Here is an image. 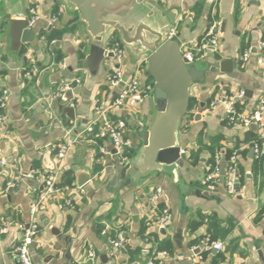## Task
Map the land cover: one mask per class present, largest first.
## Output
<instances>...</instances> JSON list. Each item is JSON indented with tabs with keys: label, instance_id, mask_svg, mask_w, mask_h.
Segmentation results:
<instances>
[{
	"label": "crops",
	"instance_id": "0c3cea01",
	"mask_svg": "<svg viewBox=\"0 0 264 264\" xmlns=\"http://www.w3.org/2000/svg\"><path fill=\"white\" fill-rule=\"evenodd\" d=\"M147 1L159 10L178 12L175 39L181 44L194 47L210 27H219L217 49L205 51L198 63L240 60L231 72H209L204 82L191 87L188 113L179 127L181 151L187 156L179 176L184 189L162 172L119 176L121 164L140 159L143 133L155 111L150 94L142 103L131 100L107 113L109 119L125 121L123 137L130 144L126 160L99 135L96 109L112 102L115 94L107 84L108 73L119 66L126 75L138 72L141 83H153L146 68L142 73L139 67L143 58L132 56L113 34L122 50L121 61L106 58L92 73L85 26L77 23L76 10L63 0H20L12 5L13 12L36 6L39 17L35 40L15 48L9 35L10 13L0 0V96L5 101L0 159L6 160L0 165V227L7 226L0 232V264H18L14 246L20 239L19 224L30 220L38 223L30 247L35 264H91L89 251L96 264H103L100 252L111 231H122L129 248L111 257L108 247L110 261L105 264H264V154L256 155L252 148L257 128L229 123L223 106L207 110L215 97L240 90L251 94L240 100L241 112L253 110L264 97V62H258L259 56L264 58V0ZM53 31L59 37L49 38ZM246 51L249 56L243 61ZM74 79L79 83L73 88L80 91L63 102L60 87ZM63 105L74 108V120L63 113ZM94 120L93 132L86 131ZM60 146L66 148L61 170L74 178L64 187L59 179L56 192L32 216L30 204L50 172L44 169L43 155L50 151L56 167L53 147ZM216 154L221 170L235 157L238 183L232 194L223 172L216 182L206 180ZM79 172L89 176L82 187L75 184ZM164 209L170 223L161 228L158 219ZM213 242H221L223 248L215 249Z\"/></svg>",
	"mask_w": 264,
	"mask_h": 264
},
{
	"label": "water",
	"instance_id": "95a60500",
	"mask_svg": "<svg viewBox=\"0 0 264 264\" xmlns=\"http://www.w3.org/2000/svg\"><path fill=\"white\" fill-rule=\"evenodd\" d=\"M19 1L4 0L5 9L10 13L9 35L15 48L33 42L36 37V32L26 27L29 10L11 11L12 5L19 4ZM63 1L76 10L77 23H83L85 26L89 41L87 66L92 73L98 70L106 58L114 57L107 45L116 33L120 43L126 46L132 56L147 60L146 75L153 81L150 96L154 100L155 111L150 127L143 133L140 159L137 162L121 164L120 178H129L132 172H162L170 175L172 182L184 189L179 176L187 156L181 151L182 137L179 127L188 113L191 87L204 82L209 72H231L240 60L224 58L215 63L189 62L181 53L180 40L168 39L178 12L173 9L159 10L147 0ZM221 29H224V22ZM55 45H58V42ZM79 91L80 87L65 90L62 101H68ZM243 96L250 97V91L244 90ZM62 111L70 120H74V108L63 105ZM250 127L255 128V125ZM50 155V151L43 155L45 171L55 170ZM88 180V174L79 172L75 184L82 187ZM109 246L110 243L107 242L100 252V261L103 264L110 261L106 254ZM128 248L129 245H125L121 251Z\"/></svg>",
	"mask_w": 264,
	"mask_h": 264
},
{
	"label": "built area",
	"instance_id": "2783aa9c",
	"mask_svg": "<svg viewBox=\"0 0 264 264\" xmlns=\"http://www.w3.org/2000/svg\"><path fill=\"white\" fill-rule=\"evenodd\" d=\"M38 10L36 6H32L29 9V15L26 17V27L28 29H33L34 25L38 20ZM176 26H173L168 34V39H175L176 36ZM218 34L219 27H210L204 35L201 37L198 44L194 47L187 44H181V53L184 58L189 62H198L203 59L204 53L207 50L215 51L218 47ZM261 48L264 50V37L260 42ZM114 53V56L120 62L122 58V50L119 48L118 43L113 44V46L108 49ZM249 56V51L244 52L241 60L246 61ZM258 62H264V58L259 56ZM147 60L145 58L141 59L139 67H141L142 73L146 68ZM108 86L115 91L112 102L102 104L98 106L96 111L99 114V120L101 124L100 136L107 137L114 150L115 154L123 160L129 157L130 144L123 137V132L125 129V121L121 118L116 120H111L107 118V113L114 107H121L129 101H134L136 103H142L144 98L148 97L153 89V83H141L138 78V72L134 75H126L124 71L118 66L114 67L111 72L107 75ZM79 83L78 79L70 80L60 87V92L66 89H72L74 85ZM243 91L240 90L230 97L218 96L212 99L208 105L207 110L209 112L214 111L218 106H223L225 113L227 115L228 121L231 124H239L242 127L249 128L251 125H255L257 128V138L252 143V148L256 155L264 154V97H262L257 103L256 107L248 112H239L235 104L243 98ZM5 107L4 96H0V126L3 123L4 115L2 110ZM97 120L92 121L86 127V131L93 132V124H96ZM56 149V161L57 166L55 170L49 172L48 175L44 177L42 190L40 191L38 198L30 204V214L34 216L38 210L39 204L44 202L46 198L52 195L57 190V182L61 176V160L65 156L66 148L60 146ZM219 156L215 155V164L206 175L207 181H218L221 176L225 175V187L228 193L232 194L236 191L238 183V175L235 166V157H232L227 169L221 170L218 166ZM5 159H0V165L5 164ZM29 176L33 177L34 174ZM160 193L157 190V194L154 195L156 198ZM170 223V214L167 209H164L161 216L158 219V224L161 228H165ZM20 229V239L17 244H15L14 249L17 255L18 264H35L32 260L30 254V247L35 242L38 233V223L35 220H30L25 224H19ZM7 230V226H1L0 232ZM105 233V231H104ZM108 242L110 243L108 254L109 256H114L118 251L124 246V233L122 231L117 232L114 237H108ZM212 246L221 250L223 244L221 242H213ZM88 258L91 264H96L95 255L93 252H88Z\"/></svg>",
	"mask_w": 264,
	"mask_h": 264
},
{
	"label": "trees",
	"instance_id": "16d2710c",
	"mask_svg": "<svg viewBox=\"0 0 264 264\" xmlns=\"http://www.w3.org/2000/svg\"><path fill=\"white\" fill-rule=\"evenodd\" d=\"M53 36L59 37V33L53 31V34L49 38H51ZM115 43H117V35H114L112 37V39H111V41H110V43L108 45L111 47ZM27 69L29 70V68H27ZM148 81H152V78L150 76H148ZM235 107H236V109L239 112H241V110H243V104H242V102L241 101H237L236 104H235ZM111 120H116V119L111 118ZM73 178H74L73 177V174L70 171H65L64 170V171L61 172L60 184L59 185L62 186V187H64V186H70L71 183H72ZM106 234H107L108 237H114V235H115V233L113 231L108 232Z\"/></svg>",
	"mask_w": 264,
	"mask_h": 264
},
{
	"label": "rangeland",
	"instance_id": "374dc122",
	"mask_svg": "<svg viewBox=\"0 0 264 264\" xmlns=\"http://www.w3.org/2000/svg\"><path fill=\"white\" fill-rule=\"evenodd\" d=\"M117 34V33H116Z\"/></svg>",
	"mask_w": 264,
	"mask_h": 264
}]
</instances>
